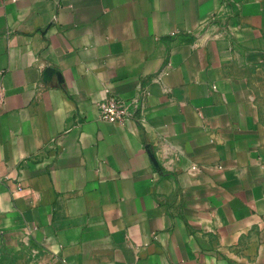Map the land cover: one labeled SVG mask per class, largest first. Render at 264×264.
<instances>
[{
    "label": "crops",
    "instance_id": "obj_1",
    "mask_svg": "<svg viewBox=\"0 0 264 264\" xmlns=\"http://www.w3.org/2000/svg\"><path fill=\"white\" fill-rule=\"evenodd\" d=\"M0 228L53 264H264V0H0Z\"/></svg>",
    "mask_w": 264,
    "mask_h": 264
},
{
    "label": "rangeland",
    "instance_id": "obj_2",
    "mask_svg": "<svg viewBox=\"0 0 264 264\" xmlns=\"http://www.w3.org/2000/svg\"><path fill=\"white\" fill-rule=\"evenodd\" d=\"M0 264H53V260L25 229L0 228Z\"/></svg>",
    "mask_w": 264,
    "mask_h": 264
},
{
    "label": "built area",
    "instance_id": "obj_3",
    "mask_svg": "<svg viewBox=\"0 0 264 264\" xmlns=\"http://www.w3.org/2000/svg\"><path fill=\"white\" fill-rule=\"evenodd\" d=\"M98 110L100 119L111 124H124L135 115L130 101L114 96L102 100Z\"/></svg>",
    "mask_w": 264,
    "mask_h": 264
}]
</instances>
